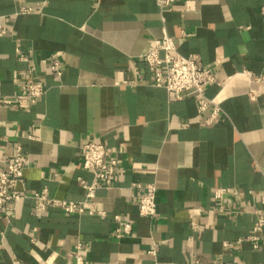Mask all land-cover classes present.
<instances>
[{
    "label": "crops",
    "instance_id": "1",
    "mask_svg": "<svg viewBox=\"0 0 264 264\" xmlns=\"http://www.w3.org/2000/svg\"><path fill=\"white\" fill-rule=\"evenodd\" d=\"M0 25V168L14 146L26 155L22 197L0 218V264H74L77 242L85 264H264V240L248 239L264 211V85L247 73L264 74V0H175L162 11L156 0H0ZM164 34L215 76L205 93L227 117L207 123L192 95L154 84L142 55ZM31 79L45 92L13 106ZM86 138L116 171L83 203ZM149 183L152 217L137 211ZM43 188L85 211L38 209Z\"/></svg>",
    "mask_w": 264,
    "mask_h": 264
},
{
    "label": "built area",
    "instance_id": "2",
    "mask_svg": "<svg viewBox=\"0 0 264 264\" xmlns=\"http://www.w3.org/2000/svg\"><path fill=\"white\" fill-rule=\"evenodd\" d=\"M175 0H156L160 11L170 6ZM32 7H19L17 13L29 12ZM6 29L0 25V34H4ZM162 53V54H160ZM142 58L144 62L154 71V84L169 91L174 98L180 99L184 95L190 94L195 100L198 113H204L209 109L205 121L212 122L218 115L227 117L221 107V100L206 95L205 88L212 82L215 76L204 68L194 55H183L176 50L172 39L166 34L156 39L153 46L146 51ZM50 71L56 76L61 75V66L57 61H51ZM251 81L256 85H264V74H255L247 71ZM45 92V85L40 79H31L23 90L16 93L11 98V104L17 107H24L33 104ZM257 95V90L251 88L248 96L253 98ZM82 167L92 174L89 183L80 180L84 189L83 203L94 197L96 187L102 185L110 187L115 180L116 160L107 156L106 147L91 138H86L81 145ZM26 164V155L20 146L13 148L12 155L7 163L0 168V218L4 217L8 211L15 209V204L22 197L17 185L21 182L22 172ZM136 187H141L136 185ZM143 191L138 195L137 211L139 215L152 217L156 213V188L153 184L143 185ZM228 189H217L215 197L220 198L221 194ZM33 196L38 201L37 208L43 209L45 203L53 206H60L66 213H81L85 209L83 203L77 201L58 200L47 195L46 189L34 192ZM255 220L252 232L248 239L253 247H257L259 241L264 240V211L255 209ZM127 226V225H126ZM82 244L77 242L73 251L74 264H85L81 253ZM149 255H155L152 247ZM194 264H199L195 261Z\"/></svg>",
    "mask_w": 264,
    "mask_h": 264
}]
</instances>
